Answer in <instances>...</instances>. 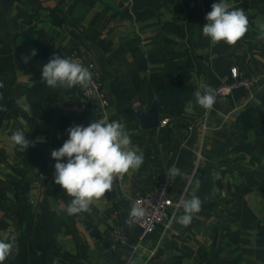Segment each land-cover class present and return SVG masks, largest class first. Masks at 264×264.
Listing matches in <instances>:
<instances>
[{"label":"crops","instance_id":"1","mask_svg":"<svg viewBox=\"0 0 264 264\" xmlns=\"http://www.w3.org/2000/svg\"><path fill=\"white\" fill-rule=\"evenodd\" d=\"M215 2L0 0V238L14 239L4 264H264V40L256 39L264 0H228L250 21L234 46L212 45L202 33ZM28 42L51 56L83 55L110 105L77 88L37 90L20 69ZM233 67L259 73L260 83L217 94L210 112L196 105L195 93L217 92ZM22 98L30 114L18 107ZM156 103L160 126L145 129L136 110L146 114ZM105 116L125 124L144 163L118 177L89 212L68 215L72 198L54 182L51 151L69 127ZM17 129L34 146H15L9 138ZM173 165L181 175L170 219L145 238L133 226L127 243L114 241L111 230L134 199L168 179ZM194 179L201 181L196 194L208 199L185 227L174 214H183L177 204L190 198L185 189Z\"/></svg>","mask_w":264,"mask_h":264},{"label":"clouds","instance_id":"2","mask_svg":"<svg viewBox=\"0 0 264 264\" xmlns=\"http://www.w3.org/2000/svg\"><path fill=\"white\" fill-rule=\"evenodd\" d=\"M206 23L202 26V33L210 39L212 45L224 42L234 46L249 31L250 21L242 8L233 7L228 0H218L212 3L211 11L206 14ZM257 40H264V23L258 25ZM37 54L32 49L29 55H22L21 60L27 64ZM41 79L50 88L71 89L76 86L86 88L92 82V73L84 67L78 59L65 58L53 54L41 68ZM4 84L0 82V88ZM3 94L0 93V98ZM217 92L212 87H207L195 93V104L210 112L216 103ZM22 111L31 112V105L26 98L17 101ZM191 111L193 102L186 105ZM23 123V121H22ZM68 139L61 147L51 151L54 164V182L72 199L65 211L68 215H77L89 212L91 205L112 191L114 181L130 171L138 170L144 163V153L138 152L132 144L131 137L124 123L112 120L105 116L84 125H73L66 129ZM10 141L21 150H27L34 143L26 138L25 132L15 130L10 136ZM66 159V162H63ZM167 177L173 181L181 175L178 167L173 165L168 169ZM201 181L194 179L189 182L184 195L178 201L177 208L183 214L175 217L176 222L188 226L195 214L202 210L206 196L202 200L196 193ZM189 189L191 190L189 193ZM133 218L145 216V209L134 203L130 210ZM14 239L0 238V264H4L12 255ZM53 264H59L54 260ZM129 264H135L129 261Z\"/></svg>","mask_w":264,"mask_h":264},{"label":"built area","instance_id":"3","mask_svg":"<svg viewBox=\"0 0 264 264\" xmlns=\"http://www.w3.org/2000/svg\"><path fill=\"white\" fill-rule=\"evenodd\" d=\"M65 58H75L80 63L87 67L92 73V82L86 88L77 86L82 90L85 97L98 96L104 106L110 105V99L104 87L102 80L96 74L95 65L87 61L83 55L77 51L69 53ZM261 75L257 72L246 73L240 71L237 67L230 69V77L220 85L217 89L219 96L225 97L230 95L233 91L239 88L251 89L257 86L261 81ZM168 119L161 121V125H166ZM174 183L166 179L160 182L153 190L137 196L134 203L145 209V216L142 218H133L130 216V210L122 217L120 225L115 226L111 230V237L114 241L119 243H127L130 239L129 228L137 226L141 230V237L145 238L153 234L158 226L170 219V213L175 207V202L172 196Z\"/></svg>","mask_w":264,"mask_h":264},{"label":"trees","instance_id":"4","mask_svg":"<svg viewBox=\"0 0 264 264\" xmlns=\"http://www.w3.org/2000/svg\"><path fill=\"white\" fill-rule=\"evenodd\" d=\"M24 45L26 47L25 51L27 52L28 55L30 54L32 49H35L37 51V54L31 58V61L29 63L21 64L20 69L24 73L32 75V80L37 83L35 88L37 90H39V89L42 90V89L46 88L47 85L41 79V68L43 67V65L45 63L48 62L51 55L49 53L48 48L39 42L34 43L33 45L28 42V43H25ZM76 88L79 92H81V94H83L82 90L80 88H78L77 86L74 88H71V90L76 91L75 90ZM26 206H27L26 204H23L24 209L26 208ZM24 220H25V218H24Z\"/></svg>","mask_w":264,"mask_h":264},{"label":"water","instance_id":"5","mask_svg":"<svg viewBox=\"0 0 264 264\" xmlns=\"http://www.w3.org/2000/svg\"><path fill=\"white\" fill-rule=\"evenodd\" d=\"M137 115L140 119V123L145 129H153L160 126V119L158 117V106L157 103L146 113L142 111H137Z\"/></svg>","mask_w":264,"mask_h":264}]
</instances>
